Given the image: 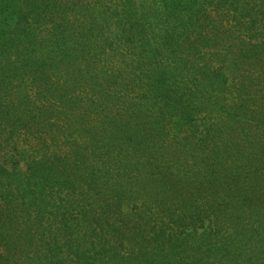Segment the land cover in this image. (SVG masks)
Listing matches in <instances>:
<instances>
[{
	"label": "rangeland",
	"instance_id": "374dc122",
	"mask_svg": "<svg viewBox=\"0 0 264 264\" xmlns=\"http://www.w3.org/2000/svg\"><path fill=\"white\" fill-rule=\"evenodd\" d=\"M236 180L221 196L246 197L242 234L204 215L167 261L264 264V0H0V203L31 201L49 230L74 206L82 235L88 202L121 182V220L167 241L183 212L155 208L161 184L183 205L181 183Z\"/></svg>",
	"mask_w": 264,
	"mask_h": 264
},
{
	"label": "trees",
	"instance_id": "16d2710c",
	"mask_svg": "<svg viewBox=\"0 0 264 264\" xmlns=\"http://www.w3.org/2000/svg\"><path fill=\"white\" fill-rule=\"evenodd\" d=\"M196 183L199 184L181 183L185 185L183 188H186V193L192 195V200L184 198L178 200L179 202L184 200L183 205H174L176 193H179L174 186L161 184L162 190L166 191L169 188L168 194L172 198L167 197V200L155 208L162 211L165 203L166 209L163 208V211L183 212V217L179 216L177 220L172 221L181 228L180 235L171 237L167 241L162 231L157 234L156 227H149L150 223L144 222L141 217L133 221L121 220L119 217L121 204L118 200L123 193L121 182L114 183L113 186L102 184L100 190L95 193L99 197L88 202L93 209L90 216L84 220L85 229L82 235H75L71 228L72 225H76L75 217L72 216L74 206H70L71 212H65L60 217L56 215L57 217L49 218L47 223L50 227L60 224V228L49 230L35 227L37 213L32 215L26 208L32 204L31 201L14 204L15 200H6L4 196H1L0 264H173L166 260L168 256L161 253L163 246H169L171 251L179 248L177 244L193 249L191 239L195 236H192V233L197 231L198 227H204L203 218L206 215L212 217L210 219L206 216L209 219L208 227L213 233H219L223 228H228L232 230L231 234L235 238L241 235V228L244 226L241 220L243 217L238 215L236 206L245 204L246 197L241 196L237 200L226 202L224 195L221 196V193L229 188L232 194L237 192L238 197L243 191L241 182L236 180L222 185H216L214 181ZM181 191L183 189L180 188L182 196H188ZM39 204L35 206L38 207ZM187 213L192 219L188 224L183 220ZM197 225L201 226L197 227ZM183 235L185 238H182ZM245 235L243 233V239L248 240L249 238ZM232 240H235L234 237ZM170 242L177 244H166ZM152 250L155 252L152 253Z\"/></svg>",
	"mask_w": 264,
	"mask_h": 264
}]
</instances>
